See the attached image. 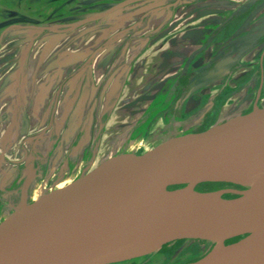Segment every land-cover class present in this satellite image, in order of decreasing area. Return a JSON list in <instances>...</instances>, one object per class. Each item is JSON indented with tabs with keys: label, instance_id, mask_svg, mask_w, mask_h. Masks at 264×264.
Returning <instances> with one entry per match:
<instances>
[{
	"label": "water",
	"instance_id": "water-1",
	"mask_svg": "<svg viewBox=\"0 0 264 264\" xmlns=\"http://www.w3.org/2000/svg\"><path fill=\"white\" fill-rule=\"evenodd\" d=\"M145 1L154 0H123L64 29L41 28L59 37L50 51L56 49L67 60L48 70L77 69L98 54L112 51L111 45L133 27L117 34L81 30ZM183 1L176 0L173 6ZM203 1H196V10L203 12L194 19L201 20V26H208V20L217 26L215 21L221 22L232 10L229 1ZM204 16L207 18L201 19ZM218 28L201 32L203 40L208 41ZM193 33L181 37L182 44ZM200 40L195 38L191 42L194 49L184 54L179 50L180 41L169 42L166 49L167 40H163L140 65L138 57H133L122 75L115 73L118 82L110 78L104 89L119 85V95L132 71L142 80L154 79L166 59L177 68L169 66L166 75L185 69L205 48L201 43L198 49ZM155 43L156 39L142 46L143 54ZM114 53L110 58L119 65ZM24 82L19 86L22 90ZM52 82L45 81L38 102H44L56 89ZM206 183H228L243 189L197 190ZM228 194L236 197L225 198ZM204 199L211 204L197 208ZM236 238L239 240L227 244ZM179 240L205 241L212 246L203 258L189 264H264V108L236 115L203 132L170 138L141 155L116 156L68 188L17 210L0 223V264H121L157 254L164 245Z\"/></svg>",
	"mask_w": 264,
	"mask_h": 264
},
{
	"label": "rangeland",
	"instance_id": "rangeland-1",
	"mask_svg": "<svg viewBox=\"0 0 264 264\" xmlns=\"http://www.w3.org/2000/svg\"><path fill=\"white\" fill-rule=\"evenodd\" d=\"M103 6L108 5L104 4ZM99 7L98 5L93 7L89 5V7L84 6L77 10L83 9L79 15L88 16L94 13L95 8L99 9ZM77 10H74L73 13L65 12L62 15L64 18L68 17L65 21L72 23L74 20L73 14L76 15L77 13L75 12ZM123 38L116 41V47L113 49L115 53H113L117 57L116 61L119 64L117 66L127 68L133 57L141 58V56H144V49L139 47L138 43L134 44L133 42L132 44V39ZM55 39L54 37L52 40L49 39L50 41L47 40L45 42L41 40L40 44H36V47L34 46L33 55L30 57V70L33 74L35 73V79L31 76L27 78L24 95L22 93L19 94V90L22 89L17 87L18 75L8 81V83L13 82L16 85L12 87V103L10 102L11 105L9 106L11 107L6 112L8 119L0 125L2 126L0 128V137L2 136L0 151L2 149L5 153L3 155V152H0V223L8 219L17 210L39 202L49 194L59 191L76 180L87 176L105 161L126 154L141 155L156 148L170 138L199 133L194 132L197 129L194 125H190L193 122L201 124L204 119H209L205 118L207 116L206 110L201 111L204 107L209 109L208 103H203V105H196L195 103H202L201 101H203V96L206 92L203 89H206V84L216 85L214 77L218 76H209L205 73L200 74V76L197 75L195 83L193 86L191 85V91L187 94L189 96L188 101L185 100L181 103V106L187 110H185V113L180 114L179 111L176 113L170 112L168 114L170 115V121H166V118L164 119L165 114H157V110L166 109L167 106L172 104V99H174L172 94L173 84H175L178 74H170L164 79V73H167L168 68L175 66L169 59L161 61L162 64L159 65V71L155 73L158 77L155 80L156 82L162 79L165 82L160 87L161 90L156 92V95L161 94L158 96H151L149 93L151 89H156L157 83L147 89L146 95L125 94L119 97L120 94L118 95L116 91L119 89V85L105 88L102 91L99 85L104 86L107 81H99V79L95 81L98 89L92 85V81L86 80L90 85L86 86L85 91L77 92L75 91L73 80L71 81L75 77H71L67 81H53V87L57 89V92H60L51 91L50 98L47 96L44 102H38V96L45 88V81H38L36 78L40 79L41 75L48 72L51 66L56 67L67 61L61 55V52L56 53V49L55 52L50 51L51 49L49 48H52L50 42L53 41L52 44L55 46L58 41V39L57 41ZM10 40L15 42L18 48L13 49L11 45L8 48L5 47L4 56H7V50H9L8 54L14 52V54H19V63H17L22 68L24 65L23 60H25L27 54L26 46L33 40V33H10L7 43ZM186 42L187 45L191 43L189 39ZM41 43L44 45L42 46ZM180 43L179 50L185 51L186 49L182 48L184 45L182 40ZM40 46L42 47L40 48ZM39 48L42 50L41 59L44 57V60L42 59L44 62L41 66H36L39 62V58H36L39 55L37 53ZM104 56V59H107L106 54H103L97 60ZM47 57L49 58L46 59ZM137 62L140 65L141 59H137ZM226 64L229 66L228 63ZM122 67L117 72L121 73V75ZM81 69L69 68L67 71H63V76L73 72L72 70L80 74ZM87 69L85 73H90L92 66L89 65ZM174 69H177L176 66ZM99 71L104 73L105 69ZM8 75L9 73L5 76ZM130 80L133 81V78ZM74 81L76 82V80ZM116 82L118 81L116 80ZM209 82L212 83L209 84ZM139 83L142 84L144 81L141 80ZM194 92L196 94L198 92L197 98L194 97ZM236 101L234 100L230 104L229 109H231V112H229L227 119L241 115V112L237 109L239 106ZM21 105L25 111L26 108L29 111V118L22 112L23 108L20 107ZM56 105H58L57 108ZM226 109L224 108V111ZM183 114H186V117L189 118L183 121L181 119ZM151 122L156 123V125L153 124L146 132V128ZM216 123L214 122V124L209 126H214ZM145 132L146 136L143 137L142 134ZM228 187L241 189V186L224 183L218 186H204L201 192L221 191ZM26 188L29 191L30 201H28V205L21 206V196ZM208 249V246L189 240L172 248L170 252L151 255L154 257H152V260L150 259V262L148 257L151 256H148L145 259L132 260L121 264H179L193 260L202 255V253L205 254ZM165 259H169L167 263H165Z\"/></svg>",
	"mask_w": 264,
	"mask_h": 264
},
{
	"label": "flooded vegetation",
	"instance_id": "flooded-vegetation-1",
	"mask_svg": "<svg viewBox=\"0 0 264 264\" xmlns=\"http://www.w3.org/2000/svg\"><path fill=\"white\" fill-rule=\"evenodd\" d=\"M121 1L123 0H0V125L6 119H8V114H6V112L7 109L11 107L9 105L12 103V87L16 85V83L13 82L8 83V80L18 75L19 77L17 81V87L19 88L22 80L25 81L22 85L24 89L29 76L35 79V73L33 74L30 70V57L33 55L32 51L34 46L36 47V44H40L41 40L45 42L49 39L52 40L54 37L56 38V41L59 39L57 35L52 34L47 30H42L41 28L55 27L58 29H64V27L71 24L74 25L84 18L103 13L114 5L121 3ZM196 1L197 0H184L183 3H179L176 6H173L176 0H154L135 3L111 15L108 21L94 23L87 26L86 29H84V27L81 31L87 30L91 31L92 33L117 34L123 30L133 27L134 29H132V31L121 34L119 37H124L126 34L130 36V34H132L130 36V39H132V44L133 42L134 44L138 43L137 45L139 47L153 42L156 39L154 46L148 49L144 53L143 57L141 56V58H138L142 61L144 58L148 57L149 53L152 52V49L157 47L159 44H162L163 40H167L165 47L168 49L169 42H172L173 44L179 43L181 37L186 36L188 33L194 32L193 37H189V40L193 42L195 40V36L203 40L201 32H205L206 30L214 27L215 29L219 27L208 41L203 40L201 42L200 40L198 49L202 44V47L205 45V48L199 52L200 54L198 53L199 56L194 61L190 62L187 67L185 66V69L180 68L179 71L171 73L172 75L178 74L175 84H173L172 94L174 95V99H172V104L167 106L166 109L162 108L164 110H157L158 115L165 114L164 119L166 118V121H170V115H168L170 112L176 113L179 111L180 114L185 113L186 109L185 107L181 106V103L189 99L187 94L191 91L196 78L203 73L209 76H218L214 77L216 85L206 84V89H203V91L206 90V92L203 96V101H201L202 103H195L196 105L208 103L209 106V109L205 107L201 109V111L206 110L207 116L205 118L209 119H204L201 124L193 122L190 125H194V127L197 128L194 132H202L213 127V125L209 126L210 124H214V122H217L216 124H218L226 120L229 117V112H231V109H229L230 104H232L234 100H237L236 102L238 103L239 107L235 108L241 112L240 114H248L257 107L264 108V0H237L236 2H234L235 0H230L232 2L229 0H224L232 3L230 4L227 2V5L231 6L232 10L227 11L226 14L223 15L224 19L221 22L215 21L217 26H212L211 20H208V26H201V20L194 21L197 14L203 12L202 10H196V6H198ZM204 1L207 2L209 0ZM104 4H107L108 6L104 7ZM89 5L91 7L98 5L102 7V9H100V7L99 9L95 8L94 13L88 16L79 15L83 9H77L83 8L84 6L89 7ZM74 10H77V12H75L77 14H73V22L70 23L65 21L68 19V17L64 18L62 15L65 12L73 13ZM220 15L222 16V14ZM206 18L207 17L204 16L201 19L204 20ZM21 26L25 28L22 29L20 28ZM10 27L12 29H10L3 36L4 31ZM168 31H171L172 33L161 38V35ZM14 32L33 33V40H31V42H29V44L26 46L27 54L25 56V60H23L24 65L22 68H20L18 65L19 54H14L15 52L8 54L9 50H7V56H4L5 47L8 48V46L11 45V48L13 49L18 48V45L11 40L7 43L9 34ZM52 42L53 41L50 42L51 47H53ZM41 45L43 46L44 44L41 43ZM42 46H40V48ZM40 48L37 52L39 55L36 58H39V62L36 64V66H41L44 62V57L42 58L43 60L41 59L42 50H40ZM182 48L189 51L194 49L192 43L187 45V42L182 46ZM96 49L97 48L95 47L92 52ZM181 54H184V52L182 51ZM48 58L49 57L46 59ZM94 58L96 59V57H93L92 62L87 61L85 64L81 63V67H78L82 68L80 72L84 70L81 74L86 76L88 80H92V85L95 88H97V83L95 82L97 79H99V81H107L111 78L116 81L115 73H117L122 66H114L113 60V67L109 66L108 69H105L104 73H97L96 64H94ZM181 58L183 57L181 56ZM90 59L91 58H89V60ZM226 63H228L229 66ZM83 64L86 67H84ZM89 65L92 66L91 72L85 73V71L88 70L87 67ZM5 66H7V68H5ZM121 70H123V67ZM63 71L64 70L62 68H57L54 71L48 70V72L41 75L42 77L40 79L36 78V80H68L78 74V72L75 73L73 71L72 73L63 76ZM8 73L9 75L5 76ZM166 74L167 73H164V79L170 75ZM138 75V72L134 73L132 71V73L128 75V78H126V81H123L122 86H120L121 89L119 93L121 96L125 94L146 95L145 93L148 91L147 89H150L154 83H157L155 87L156 89H151L149 93L151 96L161 95H156V92L158 90L160 91V87L165 84L164 79L160 80L159 82L155 81L158 77L154 79H144V83L140 84L139 82L143 78H139ZM131 78H133V81L130 80ZM137 81L139 82L136 83ZM211 83L212 82H209V84ZM114 84L115 83H112V86ZM99 86L100 90L102 89L103 91L106 85ZM22 92L24 95L25 89L22 90ZM20 93L21 91L19 90V94ZM64 93L66 94V91H64ZM193 94L194 97L197 98L196 95L198 92L197 94L195 92ZM3 96L7 98H4ZM20 107L23 108L22 105ZM57 107L58 105H56V108ZM224 108L227 109L224 111ZM23 109L22 112H24L26 117L29 118V111L27 108L26 111ZM18 111L21 112L20 110ZM182 116L183 117L181 119H183V121L189 118L186 117V114H183ZM153 124L154 123L152 122L150 123V125L146 128V132H148V129H150ZM154 125H156V123ZM1 127L2 126H0V128ZM146 132L142 134L143 137L146 136ZM1 139L2 136L0 137V140ZM227 189L238 188L228 187L224 188L223 190ZM186 241L189 240H179L171 244L164 245L157 254L170 252L172 248L178 246L179 244L182 245ZM190 241H196L200 245L208 246L209 249L205 254L202 253V255L193 260L179 264H189L196 262L203 258L212 249V246L208 242L199 240ZM147 257L141 259H145ZM152 257L154 256L148 257L149 262L152 260ZM168 260L169 259H165V263H167Z\"/></svg>",
	"mask_w": 264,
	"mask_h": 264
},
{
	"label": "crops",
	"instance_id": "crops-1",
	"mask_svg": "<svg viewBox=\"0 0 264 264\" xmlns=\"http://www.w3.org/2000/svg\"><path fill=\"white\" fill-rule=\"evenodd\" d=\"M111 46H113V49H115V47H116V44H112ZM112 52H114V50L112 51ZM112 52L111 51H109V52H103L102 54H98L97 56H96V59L94 60V64H96V71H97V73L99 72V73H101L99 70H102V69H108L109 68V66H111V67H113L112 66V64H113V61H112V58H110L111 57V55H112ZM109 53V54H108ZM103 54H106V57H107V59H104L105 58V56L104 57H101L100 58V60H97V59H99V57L100 56H102ZM108 55V56H107ZM104 60V63H103V60ZM117 65V64H116ZM115 66V65H114ZM110 67V68H111ZM84 71V70H83ZM82 73V71L80 72V74ZM80 74H76L75 75V79L74 78H72L71 79V81L73 80V82H74V87H75V91H77V92H80V91H85V89H86V86H89L90 84L89 83H87L86 82V80H88L87 78H86V76H84V75H80ZM74 80H76V82L74 81ZM67 81V80H66ZM71 81H69V82H71ZM88 81H92V80H88ZM93 82V81H92ZM69 85V84H68ZM68 85H67V88H68ZM53 91H56V90H53ZM60 91H56V93H59ZM67 94V93H66ZM48 98H50V94L48 95ZM50 105H52V104H50ZM26 191H28V189L26 188L25 190H24V192H26ZM20 203H21V200H20Z\"/></svg>",
	"mask_w": 264,
	"mask_h": 264
},
{
	"label": "bare ground",
	"instance_id": "bare-ground-1",
	"mask_svg": "<svg viewBox=\"0 0 264 264\" xmlns=\"http://www.w3.org/2000/svg\"><path fill=\"white\" fill-rule=\"evenodd\" d=\"M223 123V122H222ZM221 124V123H220ZM219 125V124H218ZM153 150V149H152ZM151 151V150H150ZM149 152V151H148ZM106 162V161H105ZM104 162V163H105ZM90 174V173H89ZM88 174V175H89ZM86 177V176H85ZM84 178V177H83ZM80 179H82V178H80ZM80 179H78V180H80ZM78 180H76V181H78ZM75 181V182H76ZM75 182H73V183H75ZM72 183V184H73ZM72 184H70V185H68V186H66L65 188H63V189H61V190H64V189H66V188H68L69 186H71ZM61 190H59V191H61ZM24 196V197H23ZM43 200V199H42ZM28 201H30V195H29V191H26V192H24L23 193V195L21 196V206H25V205H28ZM41 201V200H40ZM39 201V202H40ZM37 203V202H36ZM211 204V201L210 200H207V199H204V200H201L197 205H196V207L197 208H206V207H208L209 205Z\"/></svg>",
	"mask_w": 264,
	"mask_h": 264
},
{
	"label": "trees",
	"instance_id": "trees-1",
	"mask_svg": "<svg viewBox=\"0 0 264 264\" xmlns=\"http://www.w3.org/2000/svg\"><path fill=\"white\" fill-rule=\"evenodd\" d=\"M223 184H224V183H206V184H202V185H200L197 189H198V191L201 192V191H203L202 188H203L204 186H207V185L218 186V185H223ZM241 189H243V188L241 187ZM224 197H225V198H231V197H236V196H235V195H230V194H228V195H225ZM238 240H239V238L232 239V240L228 241L227 244L233 243V242L238 241Z\"/></svg>",
	"mask_w": 264,
	"mask_h": 264
}]
</instances>
